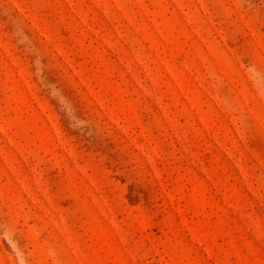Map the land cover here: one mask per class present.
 I'll list each match as a JSON object with an SVG mask.
<instances>
[{
  "label": "rangeland",
  "instance_id": "obj_1",
  "mask_svg": "<svg viewBox=\"0 0 264 264\" xmlns=\"http://www.w3.org/2000/svg\"><path fill=\"white\" fill-rule=\"evenodd\" d=\"M0 264H264V0H0Z\"/></svg>",
  "mask_w": 264,
  "mask_h": 264
}]
</instances>
